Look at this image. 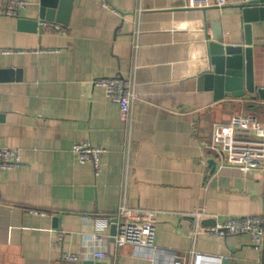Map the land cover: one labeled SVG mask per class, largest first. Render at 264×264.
<instances>
[{
  "label": "crops",
  "instance_id": "crops-1",
  "mask_svg": "<svg viewBox=\"0 0 264 264\" xmlns=\"http://www.w3.org/2000/svg\"><path fill=\"white\" fill-rule=\"evenodd\" d=\"M25 1L19 14L39 20L45 0ZM208 1L57 0L53 20L30 30L5 15L0 0V148L18 149L24 164L0 169V264L95 263L88 241L95 232L106 239L105 264H167V252L183 256L184 264H264V246L257 251L247 234L193 235L199 208L209 216L202 229L232 217L264 219V172L208 168L212 177L203 190L201 160L216 161L206 148L213 125L239 114L264 124L257 92L216 100L215 90L200 83L211 70L213 23L220 24L219 43H245L238 5L247 0ZM250 25L258 89L264 20ZM135 65L139 101L125 170L120 108L94 81L129 77ZM85 142L107 150L98 173L73 152ZM123 205L169 213L156 223L158 262L134 255L131 246L116 248L113 224L103 223L114 221Z\"/></svg>",
  "mask_w": 264,
  "mask_h": 264
},
{
  "label": "built area",
  "instance_id": "built-area-1",
  "mask_svg": "<svg viewBox=\"0 0 264 264\" xmlns=\"http://www.w3.org/2000/svg\"><path fill=\"white\" fill-rule=\"evenodd\" d=\"M208 5V0H202ZM196 0H189L194 6ZM25 0H5L4 14L7 16H18L20 10L27 6ZM217 5L223 6L225 0H217ZM61 30L59 25H55ZM139 30L136 32V40L133 47L135 54L140 49L138 40ZM129 77H101L94 81L98 87L105 90L109 101L117 104L120 108L121 119L126 131V169L128 170L129 154L132 144V130L134 123V110L139 101L137 90V69ZM207 150L216 157V167L221 170L226 167L237 168L246 173L253 170L264 172V124L257 119L242 114L234 115L227 123H215L211 141L206 145ZM106 148L93 146L90 143H78L74 145L73 152L81 163L92 162L96 173L100 171V160ZM201 164L205 171L203 190H207L212 177L208 170L207 159H202ZM20 152L15 148H0V169L8 170L23 167ZM169 213L163 211H151L145 209H129L123 205L115 221L105 220L103 224H116L117 230L114 236L116 248L131 246L134 255L149 257L157 260L159 254L156 246L157 229L156 223L159 218ZM195 227L193 235L196 237L202 231L225 237L227 235L247 234L251 239L252 246L262 252L264 246V219L258 216L232 217L224 224L211 228L202 229L201 221L209 216L203 208H199L194 214ZM86 218V217H85ZM94 243L95 249L92 256L95 264H105L107 257L106 239L102 234L93 233L89 240ZM69 260H79V257L67 255ZM167 264H184V257L175 253L165 254ZM158 262V260H157Z\"/></svg>",
  "mask_w": 264,
  "mask_h": 264
},
{
  "label": "water",
  "instance_id": "water-1",
  "mask_svg": "<svg viewBox=\"0 0 264 264\" xmlns=\"http://www.w3.org/2000/svg\"><path fill=\"white\" fill-rule=\"evenodd\" d=\"M57 0H45L39 12V20L18 15L19 24L28 26L30 30H36L39 23L46 20H53V10ZM241 9L245 25L244 45H226L218 42L220 24L213 23V35L208 37V52L210 55L211 70L203 73L200 83H205L208 90L214 89L215 99L219 100L226 96L233 98L245 97L247 93L257 92L261 99H264V87L255 89L254 84V49L251 37L250 22L264 20V0H247L246 3L238 5ZM42 28V25H40ZM244 73L246 75V90L243 87ZM224 91V92H223ZM226 92V93H225ZM210 172L216 170V161H209ZM115 221V219H114ZM116 233V224L112 225ZM81 264H95L91 261H83Z\"/></svg>",
  "mask_w": 264,
  "mask_h": 264
}]
</instances>
